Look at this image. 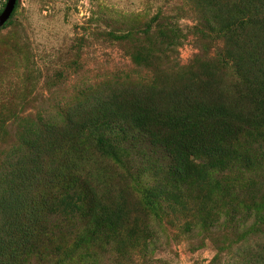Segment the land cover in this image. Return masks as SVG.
Returning a JSON list of instances; mask_svg holds the SVG:
<instances>
[{"label":"rangeland","instance_id":"rangeland-1","mask_svg":"<svg viewBox=\"0 0 264 264\" xmlns=\"http://www.w3.org/2000/svg\"><path fill=\"white\" fill-rule=\"evenodd\" d=\"M7 1L0 0V14ZM18 1L0 29V175L32 130L62 123L94 93L158 96L167 108L185 101L184 88L202 72L220 73L230 92L239 79L218 32L216 2L204 8L201 0ZM253 132L233 169L212 174L220 197L207 220L194 214V194L187 198L195 187L175 198L178 213L167 194L154 197L166 189L163 154L126 150L101 160L102 190L141 223L129 228L132 250L121 242L97 244L79 264H264V133ZM181 198L186 208L180 211Z\"/></svg>","mask_w":264,"mask_h":264},{"label":"trees","instance_id":"trees-1","mask_svg":"<svg viewBox=\"0 0 264 264\" xmlns=\"http://www.w3.org/2000/svg\"><path fill=\"white\" fill-rule=\"evenodd\" d=\"M201 1L204 8L219 6L218 32L239 75L233 92L225 90L220 73L202 72L177 106L161 108L158 96L143 101L115 89L79 102L60 124L42 122L3 164L0 264H79L92 247L109 241L135 248L129 228L141 222L120 207L119 197L102 190L99 174L101 160L126 150L163 154L166 189L154 197L167 194L170 210L178 213L175 198L195 187L187 198L194 194V214L207 220L220 197L212 174L233 169L245 137L264 133V0ZM245 26L257 32L243 35ZM227 188L231 193L230 182Z\"/></svg>","mask_w":264,"mask_h":264},{"label":"water","instance_id":"water-1","mask_svg":"<svg viewBox=\"0 0 264 264\" xmlns=\"http://www.w3.org/2000/svg\"><path fill=\"white\" fill-rule=\"evenodd\" d=\"M18 4V0H8L4 10L0 14V29H2L6 23L11 19L16 6Z\"/></svg>","mask_w":264,"mask_h":264}]
</instances>
